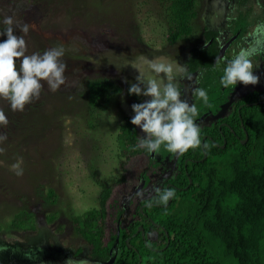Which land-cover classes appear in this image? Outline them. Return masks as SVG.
Masks as SVG:
<instances>
[{
    "label": "rangeland",
    "instance_id": "rangeland-1",
    "mask_svg": "<svg viewBox=\"0 0 264 264\" xmlns=\"http://www.w3.org/2000/svg\"><path fill=\"white\" fill-rule=\"evenodd\" d=\"M226 5L225 0H195L190 35L169 45L161 0H0V31L6 27L3 17L13 16L32 26L26 35L18 29L15 33L25 39L26 55L62 47L66 64L65 84L52 92L45 83L39 99L23 112H13L0 99L9 121L0 126V134L7 136L0 143L5 149L0 154V264L18 263L25 256L73 258L75 250H83L86 244L72 219L95 209L101 186L122 174L120 164L126 159L117 134L122 117L134 116L135 102L123 90L136 83L137 58L171 63L175 74L184 68L189 48L202 43L203 30L226 20ZM5 39L0 35V42ZM145 72L156 78L150 67ZM94 80L121 87L101 109L87 103L86 85ZM177 156L172 153L168 164ZM21 160L23 175L18 177L11 166ZM166 161L161 159L160 166ZM21 211L28 223L11 227Z\"/></svg>",
    "mask_w": 264,
    "mask_h": 264
},
{
    "label": "trees",
    "instance_id": "trees-1",
    "mask_svg": "<svg viewBox=\"0 0 264 264\" xmlns=\"http://www.w3.org/2000/svg\"><path fill=\"white\" fill-rule=\"evenodd\" d=\"M194 1L161 0L167 19V44L190 35ZM204 53L203 49L190 50L187 61L190 71L198 66L209 67L210 56ZM128 89L124 92L129 99L137 101L141 97L129 95ZM120 92L121 87L114 81H91L86 85L88 106L101 109L110 95ZM250 109L252 116L247 124L244 121V126H230L221 131L222 136L215 127L200 130V138L207 133L218 146L205 139L203 144L209 145L207 151L198 147L181 155L180 167L171 183L185 189L175 190L167 206L150 211L157 213L163 230L172 235L159 256L161 264H264V106ZM137 133L129 118L123 116L117 134L126 159L120 164L122 174L113 183L101 186L95 209L72 219L75 233L99 259L107 257L114 239L112 229L108 241L105 244L102 241L108 221L111 219L113 228L119 212L116 191L121 189L124 194L128 191L131 183L128 176L143 166L148 155L139 147ZM244 133L246 141L241 144L239 140L244 138ZM185 158L195 161L187 162L182 168ZM21 221L28 223L24 211L12 219L10 226L20 228ZM120 244L123 246L122 241Z\"/></svg>",
    "mask_w": 264,
    "mask_h": 264
},
{
    "label": "flooded vegetation",
    "instance_id": "flooded-vegetation-1",
    "mask_svg": "<svg viewBox=\"0 0 264 264\" xmlns=\"http://www.w3.org/2000/svg\"><path fill=\"white\" fill-rule=\"evenodd\" d=\"M225 1L227 2L224 10L225 18L227 14L228 17L221 24L216 23V28L203 30L200 46L189 48L188 57L184 64V75H190L192 80L181 79L179 82L182 92L181 99L186 100L190 105L195 104L197 107L198 115L195 118V123L199 125L200 130L215 127L220 136H222L221 131L228 130L230 126H244V121L247 124L252 116L251 107L264 106V51H260L252 57L253 74L259 78L257 84L243 85L238 82L235 86H229L228 88L220 84L226 61L233 59L242 48H247L252 44L256 26L264 24V0ZM236 19H238V24L235 23ZM191 49H203L205 51L204 55L210 56V65L207 69L198 66L190 71L187 68ZM193 87L206 90L207 104L193 94L191 91ZM145 98L141 96L137 101L131 100L135 103H141ZM124 116H127L131 121V116ZM135 129L138 132L139 140L145 137L146 134L138 126H135ZM206 131L211 132L210 130ZM205 139L218 146L215 139L207 133L202 134L201 145H203ZM242 140H239V142L241 143ZM221 146H224V143ZM170 158H172V153L168 152L164 146H161L152 155L148 153L142 164L143 166L136 173L132 172L128 176L131 181L128 191H125V194L121 189L116 191V197L119 201L116 210H119V212L116 214L113 228L110 219L107 228L104 230L105 233L102 238L104 244L110 238L112 229L114 232V239L107 250L105 259H99L92 254L91 247L81 237L86 246L83 250L81 247L75 250L73 258L67 256L57 257L56 255L60 254H55L51 258L47 255L46 258L32 260L25 256L21 262L17 263L13 260L10 264H106L107 262H110V264H161L162 260L159 256L172 239V235L163 230L157 213L155 211L150 212L156 208L165 207V205L157 203L160 193L156 190L159 189L160 192H163L167 189H174V191L185 189L175 187L171 183V179L180 167L181 155H178L172 161V165L168 164ZM161 159L167 160L162 165L163 167L160 166ZM189 161L195 160L185 158L182 160V168ZM184 174L187 175L186 172ZM164 175H166V178L160 180V177ZM170 201L171 198L167 205ZM120 241H122L123 246ZM163 241H165V244L162 246Z\"/></svg>",
    "mask_w": 264,
    "mask_h": 264
},
{
    "label": "clouds",
    "instance_id": "clouds-1",
    "mask_svg": "<svg viewBox=\"0 0 264 264\" xmlns=\"http://www.w3.org/2000/svg\"><path fill=\"white\" fill-rule=\"evenodd\" d=\"M2 23L6 27L0 31V35L6 36V39L0 42V99L8 101L13 112H23L25 105L39 99L45 83L52 92L65 84L66 64L62 62L64 49L54 47L42 55H26V41L22 35L15 33L18 29L26 35L32 26L7 15L3 17ZM252 39V44L242 48L233 59L226 61L220 79L223 87L235 86L238 82L243 85H255L259 82V78L253 74L252 57L264 51V24L256 26ZM135 63L134 69L139 74L136 83L129 87L128 94L151 98L143 103L131 105L134 113L131 124L138 126L146 134L140 138L139 147L152 153L164 146L168 152L177 155H183L189 149L201 146L207 151L209 145L206 142L201 145L200 127L195 123L197 107L181 99L182 92L177 77L188 81H191L192 77L184 75L183 67H179L174 74L171 63L157 64L143 55L138 57ZM146 67L153 70L156 78L147 75ZM160 74H163L162 79L159 78ZM191 91L205 104L208 103L206 90L193 87ZM8 123L4 111L0 110V126L7 127ZM6 140V134H0V143ZM4 151L5 149L0 147V154ZM21 164L22 160L11 166L18 177L23 175ZM156 191L160 193L157 203L165 206L175 194L174 189Z\"/></svg>",
    "mask_w": 264,
    "mask_h": 264
},
{
    "label": "water",
    "instance_id": "water-1",
    "mask_svg": "<svg viewBox=\"0 0 264 264\" xmlns=\"http://www.w3.org/2000/svg\"><path fill=\"white\" fill-rule=\"evenodd\" d=\"M245 140H246V134L244 133V138H243V140L241 141V143H244L245 142ZM221 147H223V146H221ZM153 154V152L152 153H150V155H152ZM204 158V156H202V159ZM188 184H190V180L188 179ZM139 230H141L140 228H139ZM115 242H116V240H115ZM106 264H110V262H107Z\"/></svg>",
    "mask_w": 264,
    "mask_h": 264
}]
</instances>
